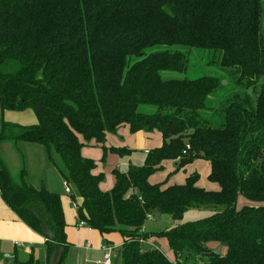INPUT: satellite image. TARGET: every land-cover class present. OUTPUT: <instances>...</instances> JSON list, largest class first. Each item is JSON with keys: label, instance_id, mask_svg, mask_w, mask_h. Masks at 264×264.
Listing matches in <instances>:
<instances>
[{"label": "trees", "instance_id": "1", "mask_svg": "<svg viewBox=\"0 0 264 264\" xmlns=\"http://www.w3.org/2000/svg\"><path fill=\"white\" fill-rule=\"evenodd\" d=\"M192 50L212 54L238 91L211 106L221 78L164 76L184 72ZM260 79L264 0H0V142L44 148L72 185L71 198L80 199L78 219L101 235L120 234L118 264H264V205L236 208L239 195L264 204ZM26 111L34 124L4 120V112ZM121 126L156 131L162 143L142 166L113 171V187L102 192L103 176L81 149L105 148ZM195 159L208 163L207 180L218 191L197 187V174L181 185L149 182L164 160L183 169ZM23 174L17 184L0 163V198L33 232L43 236L46 227L47 264L55 245L63 264L70 244L60 198ZM210 208L203 219L157 234L174 262L143 248L149 217L180 221L189 209ZM15 264L38 263L30 255Z\"/></svg>", "mask_w": 264, "mask_h": 264}, {"label": "rangeland", "instance_id": "2", "mask_svg": "<svg viewBox=\"0 0 264 264\" xmlns=\"http://www.w3.org/2000/svg\"><path fill=\"white\" fill-rule=\"evenodd\" d=\"M180 51L186 53V50L179 49ZM187 69L182 73L175 72H166L164 76L167 78H189L194 79L200 76H216L221 78L220 87L215 91V94L210 103L211 106H214L217 99H221L228 95L233 91H238L235 85L232 83L230 78L226 77L225 72L220 70L216 63V58L207 52L201 51H188L187 54ZM258 84H264V79H260ZM7 121L11 123H16L19 125L22 124V121H27L29 119H33L34 115L31 112L24 113H16V112H7L4 114ZM4 118V120H5ZM160 134L156 131L152 132H139V133H130L127 127L121 126L119 127L114 134H109L106 136L104 141V147L101 145H97L94 142L83 143V147L81 149V154L83 158L89 159L95 164V173L97 175L101 174L103 176V188H107L110 186V181L113 180V171L117 170L120 172H124L128 169L129 166L140 167L144 164L146 155L144 154L145 149L153 150L156 145L160 141ZM12 149L13 152H5V163L8 166L9 173L13 182L18 183V171L19 167L22 169V166L28 171L27 176L31 178L33 186H37V182L35 180H40L43 183V186L48 189L49 192H52L59 196L61 204H64L67 215L69 218V222L64 215V221L67 225V229H71L73 232L75 230V240L79 243H82L84 240L90 241L92 244L95 243L91 238L86 237L82 232H77L75 227L74 218H77L76 223H78V215L77 212L73 211L72 205L76 203L80 204L78 197L66 198L63 194V177L60 175L59 171L55 166L51 163L48 164V159L44 148L36 145H23L21 143H13ZM109 148L119 149L118 152H111ZM18 149L16 152L15 150ZM40 150V153H39ZM40 160L38 159V155ZM53 158L57 161L58 159L53 156ZM37 161H41V170L37 167ZM10 163V164H9ZM177 162L173 160H164L162 162V167L160 170L154 172L149 177V182L152 184H162L164 186L171 185H181L184 183L185 178L187 176L197 174V186L209 190L214 191L218 190V186L214 183H211L207 180V176L209 173L208 163L203 159H195L184 169H176ZM39 183V182H38ZM113 187V186H112ZM111 187V188H112ZM69 188L74 194V189L72 185L69 184ZM109 188V190L111 189ZM108 190V191H109ZM244 205L249 206H261L264 204L252 203L244 199L242 196L237 197L236 208L241 209ZM214 209H189L184 214L183 218L180 221H175L166 215L162 216H152L150 217L152 220H146L142 225V231L147 235L146 246L143 248L157 249L161 251L167 260L174 262L173 253L168 245L166 239L162 237H158V233L162 230L171 229L178 225H181L186 222L195 221L198 219H203L211 214H213ZM70 226V227H69ZM3 234L0 238V249L6 251H12L13 244L21 245L25 243L20 237L22 234L18 232L16 228H6L3 231ZM116 234V237L119 239V234L117 231L106 234L104 239L108 242L112 241L114 243H118L116 239H112L113 234ZM97 243V242H96ZM95 245V244H94ZM107 245V244H104ZM116 245V244H115ZM144 245V244H143ZM153 247V248H152ZM39 255L37 246L34 247V255ZM43 254V248H42ZM118 251L114 252V262L118 264V259L116 255ZM34 256V257H35ZM43 257V256H42ZM9 264H13V260L10 259ZM3 263H6V259L3 260Z\"/></svg>", "mask_w": 264, "mask_h": 264}, {"label": "crops", "instance_id": "3", "mask_svg": "<svg viewBox=\"0 0 264 264\" xmlns=\"http://www.w3.org/2000/svg\"><path fill=\"white\" fill-rule=\"evenodd\" d=\"M26 112H28V111H26ZM5 113H7V112L3 113V117L4 118H5V116H4ZM22 113H24V112H22ZM5 120H6V118H5ZM34 123H35V117L33 119H29L27 121H22V124H25V125H31V124H34ZM160 141H161V139H160ZM10 142L21 143L23 145H27V144L22 143V142H14L12 140L0 142V163L5 167V169L8 172H9L8 166H7V164L4 161L7 158V156L5 157V152H10V153L13 152V149H12L13 146H12V144H10ZM161 143L162 142H158L155 148L160 147ZM28 145H30V144H28ZM15 151L17 152L18 149H16ZM146 151L148 152V151H150V149H145L144 150V154L145 155H146V153H145ZM39 153H40V150H39ZM81 156H82V154H81ZM38 159L40 160L39 155H38ZM40 165H41V161H39V162L37 161V167L38 168H39ZM47 166H49V162H48ZM41 167H42V165L39 168L40 170H41ZM208 168H209V166H208ZM22 170H24V174H23L24 180L23 181L25 183L31 185L34 188H39L40 186L43 185L42 181L37 179V180H35L37 182V186H33V184H32L33 182L31 180V178H29V176H27L28 171L26 172V170L24 169L23 166H22V169L19 167L18 178H20V174H21ZM93 174L97 175V173H95V171H93ZM112 179L113 180L110 181V186L107 187V188H103L102 187L103 181L101 182L99 187H100V190L102 192L108 191L109 188H111L113 186L114 177ZM20 183H21V180L19 179V182L17 184H20ZM214 191H218V190H214ZM63 194L65 195L66 198H69V197L71 198L72 192L69 195H67V194H65L64 188H63ZM79 201H80V199H79ZM61 209H62V213L64 212V215L67 218V221L69 222V218H68V215H67V210H66L64 204H61ZM73 211L76 212L74 209H73ZM63 218H64V216H63ZM151 220H149V221H151ZM76 221H77V218H74L75 227L77 225ZM12 227L16 228L18 232H21L22 235L20 237L22 238V240L25 243H23L21 245L20 244L19 245L13 244L12 251H8L7 249H4L6 251H3L2 249H0V264H9L10 261H11L10 259L13 260V264H15V261L25 262L29 258L30 255L33 256L34 260H36V262L38 264H47V261H46V249H45V245H44L46 238L44 236H41V235L33 232L31 229H29L3 203V201L0 198V238H1V235L3 234L2 231L4 229L12 228ZM76 231L77 232H82L85 235V238L86 237L91 238L95 243L92 244L88 240H84L82 243L80 241H79V243L76 242V240H75V230L73 232L71 229H67V225L65 223V238H66V242L68 244H70V245H69V247L67 249L63 264H96V261L98 259H100L101 255H102L101 251H100V248L104 244H110L113 247H115L114 252H115V250L120 248V246L122 244V238H121L119 233H118L119 236H120L119 239L116 237L115 233L113 234L112 239L118 240L117 241L118 243H114L113 244L112 241L107 243L108 241H106L104 239V237H103L105 235H101L97 231H94L92 229L90 231H88L84 227H78V228L76 227ZM87 242H89V246L88 247H87ZM145 244H147V243L145 242L143 246H146ZM36 246L38 248L39 255L36 254V256H35L34 255V247H36ZM42 248H43V254H42ZM4 259H6V263H3Z\"/></svg>", "mask_w": 264, "mask_h": 264}, {"label": "built area", "instance_id": "4", "mask_svg": "<svg viewBox=\"0 0 264 264\" xmlns=\"http://www.w3.org/2000/svg\"><path fill=\"white\" fill-rule=\"evenodd\" d=\"M147 153V151L145 152ZM63 188H64V192L65 194L69 195L71 193V190L69 188V184L67 181H63ZM73 209L77 212L78 211V205L76 203H74L72 205ZM151 220V218H148V221ZM78 227H84L86 228L88 231L91 230V228L83 221V220H78L77 223ZM89 246V242H87V247ZM114 249L115 247H113L112 245H103L100 248L101 251V257L100 259H98L96 261V264H114Z\"/></svg>", "mask_w": 264, "mask_h": 264}, {"label": "water", "instance_id": "5", "mask_svg": "<svg viewBox=\"0 0 264 264\" xmlns=\"http://www.w3.org/2000/svg\"><path fill=\"white\" fill-rule=\"evenodd\" d=\"M41 230H42V234L46 239H50L51 235L49 234V232L47 231L46 227L42 224L41 225ZM219 249H216V254L219 253ZM63 256V250L60 248L59 245H55L53 248V251L49 257V262L48 264H60L61 259Z\"/></svg>", "mask_w": 264, "mask_h": 264}]
</instances>
